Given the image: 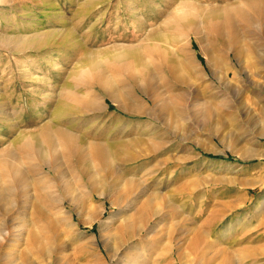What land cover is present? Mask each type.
Here are the masks:
<instances>
[{
  "label": "rangeland",
  "instance_id": "1",
  "mask_svg": "<svg viewBox=\"0 0 264 264\" xmlns=\"http://www.w3.org/2000/svg\"><path fill=\"white\" fill-rule=\"evenodd\" d=\"M241 3L0 0V152L15 153L18 168L27 176L19 179L26 183L18 190L20 202L6 216L0 215V227L6 224L3 230L7 232L6 240L0 242V264H223L227 254L231 264H264V39L255 33L258 25L254 24L252 53L247 57L242 52L244 27L238 21L235 46L239 45L234 51L223 42L212 43L202 23V44L189 42L186 35L166 25L172 14L191 4L207 10ZM150 45L158 47L157 53ZM234 52L239 53L237 58ZM207 55L214 57L211 66ZM88 57L103 64L100 75L113 83L116 103L97 87L90 90L78 85V72L87 69ZM111 60L131 63L128 67L133 68L134 78L124 70L121 73L122 68L116 71ZM166 62L179 65L169 70ZM67 88L73 102L66 100L62 115L55 120L59 98ZM232 97L240 101L237 109L228 106ZM207 109L213 110L209 121L203 117ZM53 122L81 135L85 164L71 163L58 147L27 154L20 145ZM90 141L106 147L110 167L96 165ZM52 154L61 157L58 167L50 170L42 162ZM81 171L97 184L106 183H100L99 190L104 187L109 195L95 196L84 215L73 212L72 224L63 211L59 213L61 203L51 184L67 179L74 186L75 179H83ZM42 177L48 182V188L40 185L45 198L48 195L46 201L38 199L33 185ZM109 200L119 202L118 206H111ZM38 204L48 214L45 220L36 213ZM103 208L100 218L94 219ZM46 216L59 220L53 230ZM126 216L135 223L118 259L113 257L112 244L106 246L108 233ZM33 242L43 249L28 252ZM25 253L29 263L23 259Z\"/></svg>",
  "mask_w": 264,
  "mask_h": 264
},
{
  "label": "bare ground",
  "instance_id": "2",
  "mask_svg": "<svg viewBox=\"0 0 264 264\" xmlns=\"http://www.w3.org/2000/svg\"><path fill=\"white\" fill-rule=\"evenodd\" d=\"M242 3L240 5L238 4H234V5H229V6H225L224 8L221 6V8H209L207 10H202L200 9L199 7H194V4H191L192 6H186L185 9H183L179 14H175L171 16V14L168 17L170 18L169 21H168V29L169 30H176V32L180 33V34H184L187 36L189 42H192L194 40L198 41L199 44H202V37L203 34H202V29H201V23L203 24V27L204 29L206 30V33L209 34L211 36V40H212V43L214 42H223L225 44V46L227 45L229 47L230 50H233L234 51V46H235V40H236V37H237V34L240 35V33H237V30H236V23L237 21L239 23H241V25H243L244 27V31H243V35L241 36H244L245 38V48L243 49V54H245L247 57H249L252 53V46H251V42L252 40L251 37L253 35L252 33V28L255 25H258V32H255L258 37L260 38H263L264 39V0H241ZM190 3H192L190 1ZM235 3V2H234ZM183 6H184V3H183ZM199 6H201L199 4ZM202 7V6H201ZM179 8V7H178ZM177 8V10H178ZM208 8V7H207ZM177 12V11H176ZM132 14V13H131ZM130 16V15H129ZM238 25V24H237ZM174 32V31H173ZM179 34V35H180ZM242 34V33H241ZM159 39V38H158ZM254 39V38H253ZM40 40V39H39ZM204 40V39H203ZM210 40V41H211ZM238 40H239V37H238ZM206 42V41H205ZM263 43V42H262ZM167 44V43H166ZM237 44V43H236ZM75 45V44H73ZM157 45V44H156ZM161 45V44H160ZM223 45V44H222ZM239 45V44H238ZM237 45V46H238ZM264 45V44H263ZM154 46V45H153ZM158 46V45H157ZM202 46V45H201ZM213 46V45H212ZM217 46V45H216ZM215 46V48H216ZM235 46V47H237ZM74 47V46H73ZM149 47V46H148ZM150 47L152 48V45H150ZM161 47V46H160ZM159 47V48H160ZM164 47V46H163ZM205 49L206 46H204ZM262 47V46H261ZM140 48V47H139ZM156 48V46L154 47ZM158 48V47H157ZM156 48V50H157ZM240 48V47H239ZM238 48V49H239ZM264 48V46H263ZM72 49V48H71ZM129 49V48H128ZM131 49V48H130ZM153 49V48H152ZM167 49V48H166ZM202 49V48H201ZM211 49V48H210ZM76 50V49H75ZM119 50V49H118ZM127 50V49H126ZM155 50V49H153ZM155 50V52H156ZM162 50V49H161ZM160 50V51H161ZM168 50V49H167ZM261 50V49H260ZM74 51V49H73ZM120 51V50H119ZM137 51V50H136ZM159 51V50H158ZM166 51V50H165ZM181 51V50H180ZM179 51V52H180ZM206 51V50H205ZM208 51V49H207ZM211 51V50H209ZM232 51V52H233ZM236 51V49H235ZM86 52V51H85ZM110 52V51H109ZM117 52V51H116ZM135 52V51H134ZM154 52V51H153ZM163 52V51H161ZM160 52V53H161ZM171 52V50H170ZM178 52V51H177ZM182 52V51H181ZM180 52V53H181ZM101 53V52H100ZM157 53V52H156ZM167 53V51H166ZM165 53V54H166ZM238 52H234V56L237 55ZM262 53V52H261ZM95 54V53H94ZM129 53L126 52V55L125 56H129L128 55ZM163 54L162 56H164V53H161ZM174 54V53H173ZM183 54V52H182ZM239 54V53H238ZM86 55V54H84ZM160 55V54H159ZM168 55V54H167ZM170 55H172L170 53ZM168 55V56H170ZM175 55V54H174ZM179 55V54H178ZM119 56V55H118ZM132 56V55H131ZM161 56V55H160ZM161 56V57H162ZM173 56V55H172ZM180 56V55H179ZM212 56V54H211ZM210 55H207V64L208 65H212L213 64V61L215 62V60L211 57ZM112 57H115V56H112ZM166 57V55L164 56ZM183 57V55H182ZM84 58V57H83ZM82 58V59H83ZM91 58V56H90ZM163 58V57H162ZM167 58V57H166ZM166 58H163V59H166ZM174 58V57H173ZM176 58V56H175ZM181 58V57H180ZM237 58V56H236ZM241 58V57H240ZM260 58V57H259ZM89 60L88 62V67L85 71H82V72H78V75L79 77H81V81L80 83H78V85H81V88L83 89H92L95 87L99 88L100 91H102L103 94H105V96L109 99H111L113 102L116 103V98L113 96V91L114 88H113V83L111 84V82L109 80H106V79H103L100 75V66L102 67V65L100 64V66L94 62H92L89 57L86 58ZM93 59V58H92ZM97 59V58H96ZM95 57H94V60H96ZM112 59V58H111ZM117 59V58H116ZM135 59V58H134ZM138 59V58H137ZM170 59V58H168ZM167 59V60H168ZM178 59V58H177ZM98 60V59H97ZM96 60V62H97ZM122 60V59H121ZM176 60V59H174ZM186 60V59H185ZM237 60V59H236ZM100 61V60H99ZM142 61V60H141ZM140 61V62H141ZM170 61V60H168ZM173 61V60H172ZM190 61V60H189ZM251 61V60H250ZM260 61V60H259ZM119 62V60H118ZM134 62V61H133ZM137 62V60H136ZM164 62V61H163ZM85 63L87 64V62L85 61ZM84 63V64H85ZM106 63V62H105ZM143 63V62H142ZM184 63V62H183ZM189 63V62H188ZM250 63V62H249ZM252 63V62H251ZM107 64V63H106ZM111 65H113V67L117 68L116 71H120V68H122L121 70V73L122 71H126L127 74L129 75V77L131 79L134 78V73L131 69V66L130 68L128 67V65H125V63L123 62H119L117 63L115 60H111ZM138 64V63H137ZM140 64V63H139ZM175 64V62H166V66H167V69L170 70V68L172 67V65ZM177 64V65H176ZM175 64V66H178L179 63L177 62ZM187 64V62H186ZM185 64V66H187ZM192 63H190L189 66H191ZM259 64V63H258ZM245 65V64H244ZM264 65V64H263ZM85 66V65H84ZM99 66V67H98ZM107 66V65H106ZM140 66V65H139ZM139 66H138V70H139ZM146 66V65H145ZM184 66V67H185ZM246 66V65H245ZM250 66H252L250 64ZM86 67V66H85ZM104 67V66H103ZM111 67V68H113ZM135 67V66H134ZM253 67V66H252ZM109 68V67H108ZM115 68V69H116ZM143 68V67H142ZM142 68H141V73L143 72L142 71ZM148 68V67H147ZM183 68V67H182ZM188 68V67H187ZM114 69V70H115ZM135 69V68H134ZM178 69V67L176 68ZM185 69V68H184ZM250 69V68H249ZM136 70V69H135ZM168 70V71H169ZM145 71V70H144ZM176 71V70H175ZM181 71V70H180ZM136 72V71H135ZM171 72V71H169ZM140 73V72H139ZM104 74V72H103ZM143 74V73H142ZM172 74V73H171ZM127 75V76H128ZM173 75V74H172ZM144 77V74L141 75ZM181 76V75H180ZM136 77V76H135ZM150 77V76H149ZM182 77V76H181ZM137 78V77H136ZM135 78V79H136ZM141 79V78H140ZM144 79V78H143ZM182 81V80H181ZM123 82V81H122ZM133 82H136V81H133ZM148 82V81H147ZM139 83V82H138ZM76 84V83H75ZM137 85V84H136ZM151 85V84H150ZM139 87V86H138ZM149 87V86H148ZM140 88V87H139ZM142 88V87H141ZM150 88V87H149ZM155 88V87H154ZM90 89V90H91ZM93 89V90H94ZM143 89V88H142ZM151 89V88H150ZM149 89V90H150ZM148 90V92H149ZM118 92V91H117ZM72 91L71 90H68L67 88V91L65 90L64 91V94L63 95L64 97L63 98H59V101H58V104H57V107H56V113L53 117V119L57 120L60 118V116L62 115V110L64 108V106L68 103L67 101H69L70 97H71V94ZM151 93V91H150ZM145 94V92H144ZM121 95V94H120ZM128 95V94H127ZM235 96V95H234ZM118 97V96H117ZM122 97V96H121ZM124 97V96H123ZM122 97V98H123ZM129 97V96H128ZM153 97V96H152ZM119 98V97H118ZM117 98V99H118ZM126 98V97H125ZM148 98V97H147ZM156 98V97H155ZM237 98V97H236ZM235 97H232V99L229 100V107L232 108V109H237L238 106H239V103L240 101L237 100ZM69 99V100H68ZM172 99V98H171ZM67 100V101H66ZM72 100V99H71ZM70 100V101H71ZM122 100V99H121ZM153 100V99H151ZM168 100V99H167ZM78 101V100H77ZM87 101V100H85ZM67 102V103H66ZM73 102V100H72ZM76 102V101H74ZM81 102V101H80ZM79 102V103H80ZM151 102V101H150ZM153 102V101H152ZM157 102V101H156ZM155 102V103H156ZM163 102V101H161ZM165 102V101H164ZM163 102V105H166L164 104ZM66 103V104H65ZM87 103V102H86ZM90 105L91 103H93L92 101L89 100L88 102ZM65 104V105H64ZM71 104V103H70ZM169 104V102H168ZM167 104V106H168ZM87 105V104H86ZM133 105V104H132ZM154 105V104H153ZM123 106V105H122ZM219 106V105H218ZM68 107V106H66ZM118 107V106H117ZM131 107V105H130ZM121 108V107H120ZM168 108V107H167ZM166 108V109H167ZM210 108V107H209ZM85 110V109H84ZM174 110V109H173ZM195 110V109H194ZM212 110V109H211ZM210 109H207L206 112H205V115L203 116L205 118V120L209 121V119H211V114H212V111ZM138 111V110H137ZM164 111V110H163ZM140 112V111H139ZM160 112V111H159ZM196 114V113H195ZM194 114V115H195ZM95 115V114H94ZM149 115V114H148ZM163 115V114H162ZM174 116V115H173ZM176 116V114H175ZM97 117V116H96ZM196 117V115H195ZM194 118V117H193ZM200 119V118H199ZM54 123V122H53ZM205 125L208 124V122L206 123H203ZM73 126V125H72ZM87 137V136H85ZM96 137V136H95ZM89 138V136H88ZM87 138V139H88ZM90 139V138H89ZM101 139V138H100ZM83 139L81 137V135L77 134V132L70 130L69 128L67 129H64V128H61L59 127L57 124H53V125H49V126H43L42 128L39 129V132L37 133V136L35 137L34 135L32 136H27L23 141L20 142V145L27 151V154L28 152H30L29 154H31L32 152H38V151H48L49 149H55L56 147H58L60 149V151L63 153L62 155H64L63 157L69 159V161L71 163H74L75 165L79 166L82 162L84 163L83 161V158L82 155H81V149H83ZM17 144V143H16ZM89 145V150H90V155L91 157L94 159V162H97L96 165H98L99 168H103L102 166L106 165L107 167H110L112 163H109V159L110 157H108V154H106L108 151L106 149H104V147H102L99 143H93L90 141V143H88ZM106 148V147H105ZM115 149V148H114ZM104 150H106L107 152H105ZM9 151V149H8ZM87 151V150H86ZM7 152V151H6ZM115 152V151H114ZM120 152V151H119ZM47 153V152H45ZM51 153V152H50ZM53 153V152H52ZM113 153V152H112ZM54 154V153H53ZM52 154V155H53ZM86 155V153H84ZM83 154V155H84ZM89 154V153H88ZM45 155V154H44ZM58 154H55L52 156V158L49 160L47 157V162H45L44 160L46 159V155L44 156L43 160L44 162L43 163V166H46L47 168H49L50 170H53L55 169L54 167L57 166V158L58 157H61V156H57ZM115 154H113L112 156H114ZM47 156H48V153H47ZM120 156V155H119ZM119 156H117L119 158ZM245 156H248V155H243V157ZM9 157V158H8ZM27 158H29L27 155H26ZM34 157V156H33ZM89 157V156H88ZM35 158V157H34ZM41 158V157H40ZM64 158V159H65ZM17 157L15 156V153H12V152H7V153H4V151L0 152V215H7L9 214L12 210H13V206H16L15 203H17V197H18V190H19V187H22V184H26V183H23V180H19V179H27V176L26 174L23 173L22 170H20L18 168V165H17ZM21 159V158H20ZM18 159V160H20ZM26 159V158H25ZM30 159V158H29ZM60 159V158H59ZM89 159V158H88ZM49 160V161H48ZM62 160V159H61ZM125 160V159H124ZM41 160H39L40 162ZM65 161V160H64ZM87 160H85L86 162ZM68 162V161H67ZM111 162V161H110ZM37 163V162H36ZM60 163V161H59ZM56 164V165H55ZM85 164V163H84ZM92 164V163H91ZM90 164V165H91ZM62 165V164H61ZM72 165V164H71ZM87 165V164H86ZM85 165V166H86ZM73 166V165H72ZM104 166V167H106ZM58 167V166H57ZM62 167V166H61ZM74 168V167H73ZM78 168V167H77ZM80 168V167H79ZM91 168V167H90ZM95 169V168H94ZM58 170V168H57ZM108 170V169H107ZM106 170V171H107ZM112 170V168H111ZM60 171V169H59ZM74 171V170H73ZM113 171V170H112ZM51 172V171H50ZM53 172V171H52ZM63 172V171H62ZM111 173V171H109ZM29 174V172H27ZM76 173V172H75ZM108 174V175H111V174ZM53 174H56V173H53ZM79 174V173H78ZM96 174V173H95ZM94 174V175H95ZM67 175V174H66ZM93 175V174H92ZM57 176V175H56ZM81 178L83 179H75V185H71V183L68 182L67 179H55L53 181V184H51L54 188V191H55V196L58 197V200L60 201L61 203V206H57V209H59V213L61 211H63L62 213L64 215H66L65 218L69 219V221L72 222V224L74 223V215H73V212L78 216H81L80 214L84 213V212H87V210L89 209V207L91 208V202L94 201L92 199H94L95 196H98V197H101L102 195H109V193L107 192V189H104L103 187V190H99V188L103 185H101V181L99 182V184H97V182L93 179H90V177L86 174V171L83 172L81 171ZM47 177V176H45ZM45 179V178H44ZM52 181V180H51ZM70 181V180H69ZM131 181V180H130ZM27 182V181H25ZM47 182V181H46ZM45 180H43V177L40 181V179H36L34 182H33V185L35 186L34 188H36V193L37 195L39 196L38 199H40L41 201H44L45 199H47V197L45 198V195L44 193L41 191V186L43 185L44 187L46 186V183ZM107 182V181H105ZM132 182V181H131ZM52 183V182H51ZM49 184H50V181H49ZM106 184V183H104ZM31 185V184H30ZM41 185V186H40ZM99 185V186H98ZM106 186V185H105ZM116 186V185H115ZM25 187L27 186H24V190L23 192L27 189H25ZM48 188V186H46ZM107 187V186H106ZM109 187V186H108ZM111 189V188H110ZM45 190V188H44ZM49 190V189H48ZM86 190V192H85ZM113 190V189H112ZM22 191V189H21ZM46 191V190H45ZM44 191V192H45ZM50 192L52 190H49ZM53 191V192H54ZM120 191V190H119ZM118 191V192H119ZM23 192H22V195H23ZM52 192V193H53ZM51 193V194H52ZM126 193V191H125ZM128 193V192H127ZM25 194V193H24ZM27 194V193H26ZM25 194V195H26ZM46 194H47V191H46ZM21 195V194H20ZM34 196V194H33ZM32 196V197H33ZM53 196V198L55 197ZM27 198V197H26ZM36 198V197H35ZM50 198V196H49ZM48 200L50 201L51 199ZM20 199V198H19ZM34 199V198H33ZM22 200V199H21ZM39 200V202H40ZM151 200V199H150ZM28 201V200H27ZM46 201V200H45ZM55 199H53L52 202H54ZM117 201V199H116ZM133 201V200H132ZM135 201V200H134ZM149 201V200H148ZM20 202V201H18ZM26 202V201H25ZM38 203V201H36ZM109 204L112 206V205H116L118 206L119 202L116 203L115 200L112 201V200H109L108 201ZM152 202V201H150ZM45 203V202H44ZM132 203V202H131ZM149 203V202H148ZM22 204V203H21ZM150 204V203H149ZM8 205V206H7ZM33 205V204H32ZM50 205H53L52 203H50ZM121 205V204H120ZM22 206H24L22 204ZM49 206V204H48ZM130 206V205H129ZM128 206V207H129ZM147 207H150L149 205H145ZM20 207V206H19ZM18 207V208H19ZM32 207V206H31ZM35 207V206H34ZM62 207H68L69 209H62ZM125 207V206H124ZM16 208V207H15ZM22 208V207H21ZM29 208V207H28ZM133 207H131L132 209ZM152 208V207H151ZM17 209V208H16ZM33 209V207H32ZM51 209V208H50ZM55 209V207H54ZM62 209V210H61ZM129 208H127V212L129 211L128 210ZM53 210V208L51 209ZM105 210V208L102 209V211L100 212V214H98V216H95L94 219L98 220L100 218V215L103 213V211ZM151 210V209H150ZM21 211V210H20ZM44 211L46 210H43L41 208V205L38 204L37 207H36V213L40 215V217H43L44 218V215H46L47 213L44 214ZM56 211V210H55ZM15 212V210H14ZM18 213H20L19 211H17ZM54 212V211H53ZM52 214H55L53 213ZM139 212V211H138ZM16 213V212H15ZM21 213H24V212H21ZM28 213V212H27ZM30 213V212H29ZM28 213V214H29ZM58 213V214H59ZM14 214V213H12ZM86 214V213H85ZM147 214V213H146ZM48 215V214H47ZM84 215V214H82ZM144 215V214H143ZM4 216V217H5ZM12 216V215H11ZM19 216V215H18ZM30 216V215H29ZM32 216V215H31ZM13 217V216H12ZM47 217V225L49 226L48 228L52 227L51 229L53 230V228H55L57 226V223H59V220L56 218V219H53V217H49V216H46ZM123 217V216H121ZM127 217H124L123 220H121V223L120 224H117L109 233H108V240H109V243L106 244V246H109V244L111 243L112 244V252H113V257H116V258H120L118 257L120 251L124 248L125 246V243L127 242L128 238H130V231L132 232L133 231V224L135 222H133L132 220H128L127 221ZM16 218V217H15ZM14 218V220H15ZM30 218V217H29ZM35 218V216L33 217ZM17 219V218H16ZM31 219V218H30ZM27 220L29 221V219L27 218ZM38 219H36L35 221H37ZM45 220V218H44ZM135 220V219H134ZM137 220V219H136ZM12 221V220H11ZM33 221V220H32ZM45 221V222H46ZM91 221V220H90ZM5 222V221H4ZM24 222V221H23ZM44 223V221H41ZM2 223V222H0ZM15 223V221H14ZM30 223V222H29ZM28 223V224H29ZM91 223V222H90ZM4 224V223H3ZM8 224H10L8 222ZM12 224V223H11ZM35 224V223H34ZM6 224L3 225V227L5 226ZM13 225V224H12ZM22 225V224H21ZM40 225H42L40 223ZM45 225V224H44ZM3 227L1 228L0 227V242L3 241V239L6 238V233L4 230H3ZM9 227V226H7ZM17 228V226H15ZM29 227V226H28ZM30 227L32 228V226L30 225ZM35 227V225H34ZM34 231L37 229V228H34ZM38 227V226H37ZM42 227V226H41ZM44 227H47V226H44ZM43 227V228H44ZM13 228V227H12ZM11 229V228H10ZM7 231V229H5ZM40 230V229H39ZM38 230V232H39ZM43 230V229H42ZM13 231V230H12ZM48 232V231H47ZM41 233V232H39ZM9 234V232H8ZM12 233H10L9 235H11ZM33 234V233H31ZM17 235V234H16ZM43 235V234H42ZM46 235V234H45ZM133 235V233H132ZM33 236V235H32ZM31 236V237H32ZM41 236V235H40ZM14 237V236H12ZM34 237V236H33ZM36 237H37V234H36ZM44 236H42L43 238ZM9 238V237H8ZM46 238V237H45ZM201 237L197 238V239H200ZM204 238V237H203ZM11 239V238H10ZM38 239V238H36ZM41 238L39 237L38 241L40 240ZM44 239V238H43ZM48 239V237L46 238V240ZM196 239V241H197ZM202 239V238H201ZM6 240V239H5ZM33 240V239H32ZM204 240V239H202ZM15 241V239H14ZM31 241V240H30ZM34 241H36L34 239ZM37 243V241H36ZM39 243H42V240L39 241ZM45 243V242H44ZM206 243V242H205ZM209 244V243H208ZM2 245V244H1ZM44 245V244H43ZM207 245V244H206ZM46 246V244H45ZM44 247V246H43ZM42 245H38V244H35L34 242L33 243H30L29 247H28V252L33 251V250H40L43 249ZM129 247V246H128ZM46 249V247H45ZM49 250V249H48ZM51 250V249H50ZM128 250V249H127ZM174 250V249H173ZM248 250V249H247ZM251 250V249H250ZM1 251V250H0ZM43 251V250H42ZM46 251V250H45ZM124 251V249L122 250ZM131 251V249H130ZM133 251V250H132ZM135 251V250H134ZM252 251V250H251ZM175 252V251H174ZM43 253V252H42ZM41 251H40V254L42 255ZM125 253V252H124ZM201 253V252H200ZM227 253V251H226ZM244 253V252H243ZM24 254V253H23ZM37 255L40 256V254L38 252H36ZM175 254V253H174ZM5 255V254H4ZM11 255V254H10ZM111 255V256H112ZM124 255V254H123ZM133 255V253H132ZM248 255V254H247ZM21 256V255H20ZM126 256V255H125ZM135 256V255H134ZM124 257V256H123ZM136 257V256H135ZM177 257V256H176ZM224 257V256H223ZM247 257V256H246ZM2 258V257H0ZM9 258V257H8ZM203 258V257H202ZM231 258V256H230ZM233 258V257H232ZM243 258H244V255H243ZM23 259L26 263H29V256L27 253H25V255L23 256ZM126 259H128L126 257ZM179 260V255H178V258ZM206 259H208L206 257ZM222 259V258H221ZM7 260V259H6ZM177 260V261H178ZM224 262L223 264H231L229 263V261H231L232 259H229V256L228 254L225 255V258L223 259ZM123 261V260H122ZM126 261V260H125ZM129 261V260H128ZM175 261V260H174ZM207 262V260H205ZM233 261V260H232ZM132 262V261H131ZM201 262V261H199ZM126 264V262H124ZM129 263V262H128ZM7 264V263H6ZM10 264V263H9ZM12 264V263H11Z\"/></svg>",
  "mask_w": 264,
  "mask_h": 264
}]
</instances>
